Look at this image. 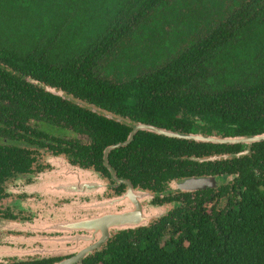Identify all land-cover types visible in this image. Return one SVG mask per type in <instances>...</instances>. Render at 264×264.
<instances>
[{
  "label": "trees",
  "instance_id": "trees-1",
  "mask_svg": "<svg viewBox=\"0 0 264 264\" xmlns=\"http://www.w3.org/2000/svg\"><path fill=\"white\" fill-rule=\"evenodd\" d=\"M169 1L0 0V136L45 135L39 122L55 117L73 125L82 120L99 159L105 147L127 140L132 126L78 100L134 122L168 121L167 129L194 115L223 137L264 133V0H208V9L198 10L192 0H175L191 11L179 32L167 31L157 13ZM172 43L179 47L167 52ZM189 142L141 130L131 144L111 151L110 162L122 166L125 156L139 168L141 159L155 161L177 148L248 146ZM250 150L264 169V140ZM23 152L0 144L2 177ZM153 161L144 164L146 174L157 169ZM245 167L239 207L215 220L195 217L185 235L167 238L160 228L120 232L85 264H264V175Z\"/></svg>",
  "mask_w": 264,
  "mask_h": 264
},
{
  "label": "flooded vegetation",
  "instance_id": "flooded-vegetation-1",
  "mask_svg": "<svg viewBox=\"0 0 264 264\" xmlns=\"http://www.w3.org/2000/svg\"><path fill=\"white\" fill-rule=\"evenodd\" d=\"M62 96L76 100L65 92ZM77 103L96 114L132 126L128 138L140 124L159 128L168 125V121L158 125L134 122L101 106L82 100ZM189 119L185 124L182 121L179 124L174 122L170 128L164 129L194 136H171L187 139L189 143H220L196 139L195 136L227 138L223 137L224 134H218L199 116L191 115ZM39 123L47 134L29 135L22 140L0 136V144L16 145L24 149L3 177L0 171V264H85L89 257L108 247L109 241L125 231L136 235L142 230L156 231L160 228L167 238L171 235H185L195 217L206 216L215 220L221 214L240 206L243 185L240 174L244 166L253 174L264 175L262 161L258 159L257 153H253L255 151L250 150L254 143L248 144L247 149L242 146L239 151L227 148L215 150L216 147L209 149L208 146L198 150L177 148L175 151L160 153L155 161L141 159V167L138 168L137 163H132L125 156L121 160L122 166L110 162V153L115 148L108 153L106 150L120 142L105 147L99 159L93 150V137L82 120L73 125L54 117ZM141 130L149 131L139 129L131 142L123 146L131 144ZM132 151L137 153L136 150ZM57 161L59 165L63 161L80 173L81 179L75 183V196H67L65 192L59 191L42 192L34 188L41 174L65 172L57 166ZM152 161L153 167L157 169L153 172L151 167V173L146 174L150 167L144 164L148 165ZM137 172L144 174L139 179L131 177ZM210 177L214 178L212 186L199 189L179 187L191 178ZM56 180H61V177L57 176ZM128 190L137 194L144 209H157L158 214L153 215L146 225L113 229L108 239L95 247L93 244L98 241L101 233L99 229H93L92 222L100 213L110 211L105 206L100 211V202L105 204V201L122 196Z\"/></svg>",
  "mask_w": 264,
  "mask_h": 264
},
{
  "label": "water",
  "instance_id": "water-1",
  "mask_svg": "<svg viewBox=\"0 0 264 264\" xmlns=\"http://www.w3.org/2000/svg\"><path fill=\"white\" fill-rule=\"evenodd\" d=\"M35 82L37 84H41L40 82L36 80ZM44 88L52 93L63 95V93L57 91V88L55 87L45 85ZM139 129H148V130L156 131L160 134H165L168 136H178V137H185V138L194 137L192 135H180L177 133H173L171 131H167L164 128H159V127H155L152 125L140 124L135 127L132 134L126 141L110 146L109 148H107L106 153H108L109 150L112 148H116V147L123 146V145L130 143L133 138V135ZM195 137L196 139L201 138L204 140H213L215 142H220V143H239L241 142V143H246V144H252L254 142H260L264 140V133L252 135V136H238V137H227V138H214V137H203V136L201 137L195 136ZM66 166L70 170L71 168H73L69 166L68 164ZM75 173L80 174L77 169H75ZM213 181H214L213 177L191 178V179L186 180L184 183H181L179 187L182 189H185V188L199 189V188H204V187L214 185ZM69 187L70 188H68V190H71L73 193L76 192L75 184ZM84 188H86V186ZM104 203L105 204H102L100 202V208L103 206H105L106 208L109 207L110 211L106 214L100 213L98 218L94 220V222H92L93 229H99L101 233L100 237L98 238V241L93 244L95 247L100 246V244L103 241L107 240L113 229L119 230V229H126V228H134L140 225H146L147 217H146L145 209L141 203V199L132 190H128L124 195L114 197L112 199L105 201ZM112 209L113 211H111ZM83 255L84 256L86 255L85 252ZM59 264H67V262H62Z\"/></svg>",
  "mask_w": 264,
  "mask_h": 264
},
{
  "label": "rangeland",
  "instance_id": "rangeland-1",
  "mask_svg": "<svg viewBox=\"0 0 264 264\" xmlns=\"http://www.w3.org/2000/svg\"><path fill=\"white\" fill-rule=\"evenodd\" d=\"M213 2V1H212ZM181 2H176L175 0H170L169 3L164 7V12L160 13L158 11L157 13L159 16H164L166 18L165 20V28L167 31H174V32H179L180 30L183 31L185 27L183 26L182 20L185 18L187 19V15L191 13L190 9H186L184 5H180ZM201 4L204 5L206 9H208V6L210 5V2L208 0H192L191 3V8H195L198 10L199 7H201ZM172 8H175L176 12L174 13ZM217 9V7H215ZM179 10V11H178ZM202 10L204 8L202 7ZM177 13V14H176ZM150 25V23H149ZM145 27V26H143ZM148 27H145L147 29ZM149 32L147 31V34ZM172 38H174V35H170ZM190 37V34L184 33V39L187 40ZM181 43H183L185 40H182L180 37L178 38ZM169 43L168 40L163 41V45ZM165 50L167 52L171 51L172 49L176 50L179 47V43H172L167 46H164ZM173 50V51H174ZM57 91L62 92V90L57 89ZM67 164L61 161L60 165L58 164L57 161V166L64 169L65 172H58V173H43L39 178H37V182L34 185V188L37 190L39 189L40 191H48L49 193L53 191H59V192H65L67 196H75L74 193L71 190H68L69 184L73 185L77 181L81 179L80 175L75 173V169L71 168V170L66 166ZM59 176L61 177V180H56V177ZM101 181V178H100ZM71 185V186H72ZM112 199V198H111ZM99 210L103 211V207L100 208L99 204ZM146 212V219L147 222L152 218L153 215L158 214V210L153 208H145Z\"/></svg>",
  "mask_w": 264,
  "mask_h": 264
}]
</instances>
